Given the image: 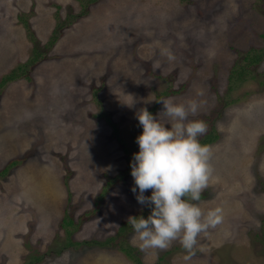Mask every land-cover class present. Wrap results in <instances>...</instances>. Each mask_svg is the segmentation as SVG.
<instances>
[{"label": "rangeland", "instance_id": "374dc122", "mask_svg": "<svg viewBox=\"0 0 264 264\" xmlns=\"http://www.w3.org/2000/svg\"><path fill=\"white\" fill-rule=\"evenodd\" d=\"M256 52L264 0H0V84L19 77L0 88V264H264V59H246ZM167 97L202 101L189 119L207 122L202 144L214 139L213 197L194 203L221 219L191 248L177 238L142 249L119 229L150 210L131 172L118 176L139 150L135 112Z\"/></svg>", "mask_w": 264, "mask_h": 264}, {"label": "clouds", "instance_id": "9594fccd", "mask_svg": "<svg viewBox=\"0 0 264 264\" xmlns=\"http://www.w3.org/2000/svg\"><path fill=\"white\" fill-rule=\"evenodd\" d=\"M159 101L162 107L156 113L142 107L134 114L142 131L135 138L139 150L130 160L131 190L150 211L147 217L129 216L127 222L134 230L133 242L138 240L142 249L166 248L177 238L191 248L201 232L221 219L219 207L204 212L194 203L212 176L210 147L199 139L208 125L189 119L200 110L202 101L197 98ZM161 114L167 121L160 119ZM147 189L150 195L145 194Z\"/></svg>", "mask_w": 264, "mask_h": 264}, {"label": "trees", "instance_id": "16d2710c", "mask_svg": "<svg viewBox=\"0 0 264 264\" xmlns=\"http://www.w3.org/2000/svg\"><path fill=\"white\" fill-rule=\"evenodd\" d=\"M54 37H53V39H52V41L50 42V45H54L55 43H56V41H57V33H54V35H53ZM34 58H32L31 60H29L24 66H21L20 67V70H24L23 72H25L26 71V68L28 67V66H30V65H37V63L39 62V60L40 59H38L39 58V56H41V54L39 53V51L35 48L34 49ZM246 59L247 60H249V63H247L249 66H252V65H256V64H258V63H260L263 59H264V56H263V53L262 52H256L254 55H248V56H246ZM235 67L233 68V70H232V75L237 79V78H244V76L245 75H247V73H248V67H245V66H243V65H239V64H235L234 65ZM231 78H232V76H231ZM19 79V77H18V74L16 73V72H14L13 74H11V75H9L7 78H5V80L0 84V88L2 87V86H4L5 84H6V81H12V82H14V81H17ZM106 117V119H107V122L114 128V131H115V133H117L118 134V128H117V126L116 125H114L113 124V122L111 121V119H110V117L109 116H105ZM213 140L214 139H206V140H204L203 141V144H207V145H209V144H211L212 142H213ZM18 164V162H13V163H11L10 164V166L8 167V168H6L4 171H3V173H2V175L3 174H6V173H8L9 172V170H10V168L11 167H13V166H16ZM129 172H131V167H129L128 169H127V171L126 172H123V173H121L118 177L121 179V178H123L127 173H129ZM110 182L111 181H109L107 184H109L110 185ZM210 189H206V190H204V192L203 193H201V197H200V200L199 201H203V200H210L211 199V197H213L212 195H213V193L211 192L210 193ZM208 194H212L210 197L208 196ZM106 195V194H105ZM104 195V196H105ZM103 196V195H102ZM147 215H148V212L147 213H145V217H147ZM70 221H67V218L65 219V221H64V225L65 224H67V225H72V219H69ZM131 230H133V228H132V226L130 225V224H128V223H126V224H123L122 226H121V228L119 229V236L118 237H120V236H125L126 234H128V232L129 231H131ZM115 238H113V240H114ZM122 251L127 255V256H132V258H135L134 257V255H133V253H132V251L130 250V249H127V248H123L122 249ZM137 259V258H136ZM138 260V259H137ZM138 262H140L139 260H138Z\"/></svg>", "mask_w": 264, "mask_h": 264}]
</instances>
